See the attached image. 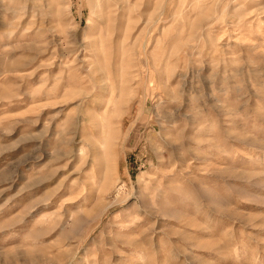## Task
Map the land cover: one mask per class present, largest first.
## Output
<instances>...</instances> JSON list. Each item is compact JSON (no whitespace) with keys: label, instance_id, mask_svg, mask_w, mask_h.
<instances>
[{"label":"rangeland","instance_id":"rangeland-1","mask_svg":"<svg viewBox=\"0 0 264 264\" xmlns=\"http://www.w3.org/2000/svg\"><path fill=\"white\" fill-rule=\"evenodd\" d=\"M0 264H264V0H0Z\"/></svg>","mask_w":264,"mask_h":264}]
</instances>
